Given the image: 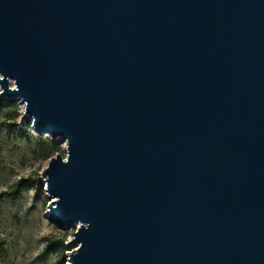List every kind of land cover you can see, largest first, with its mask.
I'll list each match as a JSON object with an SVG mask.
<instances>
[{
    "label": "water",
    "instance_id": "1",
    "mask_svg": "<svg viewBox=\"0 0 264 264\" xmlns=\"http://www.w3.org/2000/svg\"><path fill=\"white\" fill-rule=\"evenodd\" d=\"M0 90L69 264H264V0H0Z\"/></svg>",
    "mask_w": 264,
    "mask_h": 264
},
{
    "label": "rangeland",
    "instance_id": "2",
    "mask_svg": "<svg viewBox=\"0 0 264 264\" xmlns=\"http://www.w3.org/2000/svg\"><path fill=\"white\" fill-rule=\"evenodd\" d=\"M9 100L14 103L0 111V264H59L50 244L62 238L70 248L63 264H69L68 253L77 246L71 242L75 229L49 222L51 200L43 177L53 156L66 157L67 143L37 134L20 100ZM20 180L30 188L11 194Z\"/></svg>",
    "mask_w": 264,
    "mask_h": 264
},
{
    "label": "trees",
    "instance_id": "3",
    "mask_svg": "<svg viewBox=\"0 0 264 264\" xmlns=\"http://www.w3.org/2000/svg\"><path fill=\"white\" fill-rule=\"evenodd\" d=\"M14 102L9 100L8 98L1 95L0 90V111L6 109L11 106ZM25 181L20 180L14 183L10 188V193L13 195H18L21 190H27L30 188L29 185L24 183ZM9 193V192H8ZM66 239L62 238L56 243H51L50 246L53 248V252L59 257V264H63L65 262L64 254L67 250H69V246L65 244Z\"/></svg>",
    "mask_w": 264,
    "mask_h": 264
}]
</instances>
